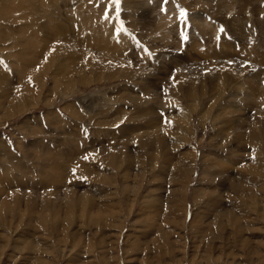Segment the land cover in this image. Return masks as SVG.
<instances>
[{
  "label": "rangeland",
  "instance_id": "rangeland-1",
  "mask_svg": "<svg viewBox=\"0 0 264 264\" xmlns=\"http://www.w3.org/2000/svg\"><path fill=\"white\" fill-rule=\"evenodd\" d=\"M0 264H264V0H0Z\"/></svg>",
  "mask_w": 264,
  "mask_h": 264
},
{
  "label": "bare ground",
  "instance_id": "bare-ground-1",
  "mask_svg": "<svg viewBox=\"0 0 264 264\" xmlns=\"http://www.w3.org/2000/svg\"><path fill=\"white\" fill-rule=\"evenodd\" d=\"M74 1V0H73ZM218 3V2H217ZM67 3L65 2L64 3V6H67L66 5ZM54 5V4H53ZM159 6V5H158ZM158 6H157V10H158ZM153 9H155V8H153ZM155 9V10H156ZM158 12V11H157ZM222 14V13H221ZM206 18H204L203 20H205ZM165 20V19H164ZM201 20V19H200ZM241 23V22H240ZM201 24V23H200ZM230 25H231V27L233 26V22H231V23H229ZM211 25V24H210ZM166 26V25H165ZM199 26V25H198ZM200 26H202V25H200ZM227 27H229L228 25H227ZM164 28V27H163ZM206 29V28H205ZM219 29L220 28H217V29H215L216 30V32H214V36H215V34L219 31ZM164 30H167V29H164ZM213 30V29H212ZM248 30V29H247ZM97 31V30H96ZM169 31V30H168ZM205 31V30H204ZM92 32V31H91ZM203 32V31H202ZM168 33V32H167ZM211 33V32H210ZM107 34V33H106ZM218 34V33H217ZM206 35H208V32H206ZM242 35V34H241ZM195 36L196 37H193V39H194V43H196L198 40V36L195 34ZM106 37H108V36H106ZM205 37V36H204ZM208 37V36H207ZM203 38V37H202ZM168 39V38H167ZM212 39V38H211ZM162 40V39H161ZM166 40V39H165ZM108 41H109V39H108ZM202 41V40H201ZM207 41L208 40H205L204 41V44H201L203 47L204 46H206V47H209V45H208V43H207ZM209 41H210V39H209ZM95 42V41H94ZM115 42V41H114ZM225 42H223L222 44H224ZM180 44V43H179ZM221 44V43H220ZM226 44H229V43H226ZM114 46H115V44H113ZM112 45V46H113ZM198 45V44H197ZM196 45V46H197ZM199 45H200V43H199ZM63 46V45H62ZM196 46L194 47V48H196ZM211 46V45H210ZM228 46V45H227ZM64 47H65V45H64ZM192 47V46H191ZM221 47V46H220ZM35 48V50H36V52H37V50L39 49L38 47H34ZM181 48V47H180ZM191 49V48H190ZM197 49H198V47H197ZM205 49H207V48H205ZM210 49V47L208 48V50L206 51L207 53H205V54H200L199 52V54L201 55V57H203V56H206V55H208V54H211L209 57H211V58H213V60H217V61H219V59H221V57H223L224 56V53H223V50H222V48H219V50L218 49H212L211 51L209 50ZM258 49V48H257ZM193 50V49H192ZM195 50V49H194ZM42 51V50H41ZM200 51V50H199ZM186 52V51H185ZM190 52V51H189ZM202 52V51H201ZM41 53V52H40ZM42 53H44L43 51H42ZM61 55V54H60ZM65 55V54H64ZM199 55V56H200ZM200 57V58H201ZM231 57H232V55H231ZM59 58V57H58ZM70 58H72L71 56H70ZM51 59V58H50ZM115 59V58H114ZM49 60V59H48ZM65 60V59H64ZM114 62V61H113ZM58 64V63H57ZM61 64H62V62H61ZM167 64V63H166ZM59 65V64H58ZM62 65H64V64H62ZM61 65V66H62ZM168 65V64H167ZM207 65V64H206ZM204 66V65H203ZM63 67V66H62ZM207 68V67H206ZM47 69V68H46ZM192 69V68H191ZM205 69V68H204ZM203 69V70H204ZM190 70V69H189ZM48 71V70H47ZM43 72H45V71H43ZM193 74V73H192ZM192 74H188L187 75V85H189L190 83L189 82H193V81H190V80H192L193 79V75ZM111 75V77L113 78V77H117V75H114V74H110ZM195 75V74H194ZM202 75V74H201ZM227 75V74H226ZM232 76H234L233 74H231ZM230 75V76H231ZM229 76V75H228ZM229 76V77H230ZM238 76V75H237ZM236 76V77H237ZM196 77V76H195ZM197 77H198V75H197ZM204 78V77H203ZM230 78H232V77H230ZM235 78V77H234ZM186 79V78H185ZM178 80V79H177ZM239 81V80H238ZM198 82V81H197ZM186 84V83H185ZM194 85V84H193ZM179 87H180V82L179 81H177V85H176V87H170L169 89H167L166 90V92L169 90V92L168 93H175V94H179ZM195 87H197V86H195ZM252 87V86H251ZM205 88V87H204ZM144 89H145V87H144ZM195 89V88H194ZM188 90V89H187ZM146 90H143V93L145 92ZM193 92V91H192ZM196 92H197V90H196ZM151 93V94H150ZM155 93V92H154ZM182 94V93H181ZM193 94V93H192ZM191 93L189 94V96H190V99H191V97L193 98L194 96H191L192 95ZM194 95V94H193ZM148 96H150V97H148ZM177 97V96H176ZM195 97H196V95H195ZM149 98V99H148ZM155 98V96H154V94L152 93V92H148V95H146V103L148 104L147 106H145V107H142V108H140V110H141V112H140V114H139V116L140 117H143V118H146V117H149L150 116V114L149 113H145V109L147 108V107H149V104H150V101H151V99H154ZM169 98V97H168ZM141 99V98H140ZM182 99V98H181ZM188 99V98H187ZM143 100V99H142ZM248 100H250V99H248ZM140 101V100H139ZM178 101V100H177ZM170 102H172V99L169 101V103ZM174 104H175V102H174ZM177 104V103H176ZM182 105V104H181ZM192 109L193 110H195L196 108H195V105L193 104L192 105ZM191 111V110H190ZM141 115H143V116H141ZM203 115V114H202ZM201 117V116H200ZM150 118V117H149ZM183 120V119H182ZM205 120V119H204ZM202 121V120H201ZM168 123V122H167ZM186 124V123H185ZM192 124V123H191ZM183 126V125H182ZM191 127V126H190ZM143 128V130L144 129H153V125L152 124H146L145 126H143L142 127ZM175 128V127H174ZM189 129V128H188ZM78 147V146H77ZM79 153H77V155H78ZM81 154H83V153H81ZM102 159H104V157H101ZM117 168V167H116ZM117 171V170H116ZM119 171V170H118ZM117 171V172H118ZM47 181H51V183H49V182H47ZM42 182V181H41ZM53 183H55V181H53L52 179H50V178H48V177H46V182H42V184H48V185H50V184H53ZM32 186H34L33 188H37L38 186L37 185H32ZM50 186H52V185H50ZM53 186H54V184H53ZM195 193L197 194V191H195ZM194 193V194H195Z\"/></svg>",
  "mask_w": 264,
  "mask_h": 264
},
{
  "label": "snow or ice",
  "instance_id": "snow-or-ice-1",
  "mask_svg": "<svg viewBox=\"0 0 264 264\" xmlns=\"http://www.w3.org/2000/svg\"><path fill=\"white\" fill-rule=\"evenodd\" d=\"M113 3L116 5V7L118 9L119 4H120V0H113Z\"/></svg>",
  "mask_w": 264,
  "mask_h": 264
}]
</instances>
